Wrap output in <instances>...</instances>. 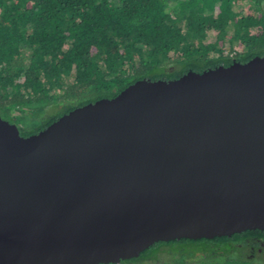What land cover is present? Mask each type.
Segmentation results:
<instances>
[{
	"label": "water",
	"instance_id": "obj_1",
	"mask_svg": "<svg viewBox=\"0 0 264 264\" xmlns=\"http://www.w3.org/2000/svg\"><path fill=\"white\" fill-rule=\"evenodd\" d=\"M264 229V56L142 79L28 137L0 117V264H118Z\"/></svg>",
	"mask_w": 264,
	"mask_h": 264
},
{
	"label": "trees",
	"instance_id": "obj_2",
	"mask_svg": "<svg viewBox=\"0 0 264 264\" xmlns=\"http://www.w3.org/2000/svg\"><path fill=\"white\" fill-rule=\"evenodd\" d=\"M263 2L0 0V117L28 137L138 80L264 56ZM259 231L156 242L118 264H264Z\"/></svg>",
	"mask_w": 264,
	"mask_h": 264
},
{
	"label": "flooded vegetation",
	"instance_id": "obj_3",
	"mask_svg": "<svg viewBox=\"0 0 264 264\" xmlns=\"http://www.w3.org/2000/svg\"><path fill=\"white\" fill-rule=\"evenodd\" d=\"M255 230V229H254ZM260 230L259 232L264 234V229H258ZM257 239H259L257 237ZM251 256H260L262 259H264V238L261 239L259 246L256 247L254 250H252Z\"/></svg>",
	"mask_w": 264,
	"mask_h": 264
},
{
	"label": "rangeland",
	"instance_id": "obj_4",
	"mask_svg": "<svg viewBox=\"0 0 264 264\" xmlns=\"http://www.w3.org/2000/svg\"><path fill=\"white\" fill-rule=\"evenodd\" d=\"M263 9H264V2H263Z\"/></svg>",
	"mask_w": 264,
	"mask_h": 264
}]
</instances>
